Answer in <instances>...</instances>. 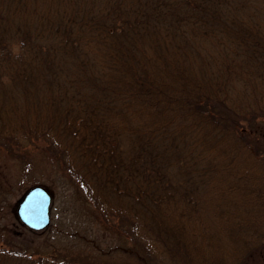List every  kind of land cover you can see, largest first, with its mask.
<instances>
[{
	"label": "trees",
	"instance_id": "trees-1",
	"mask_svg": "<svg viewBox=\"0 0 264 264\" xmlns=\"http://www.w3.org/2000/svg\"><path fill=\"white\" fill-rule=\"evenodd\" d=\"M0 146L105 231L0 264H264V0H0Z\"/></svg>",
	"mask_w": 264,
	"mask_h": 264
},
{
	"label": "rangeland",
	"instance_id": "rangeland-1",
	"mask_svg": "<svg viewBox=\"0 0 264 264\" xmlns=\"http://www.w3.org/2000/svg\"><path fill=\"white\" fill-rule=\"evenodd\" d=\"M34 155L35 162L28 163V167L22 159L10 156L0 146V239L11 241L14 237L50 248L68 245L79 248L86 240L103 239L105 231L90 216L89 202L82 196L81 199L74 187L61 179L59 173L63 170L50 168L47 173H38L36 163L44 162L45 153L36 151ZM35 185L46 187L52 195L51 223L43 230L28 227L17 213L19 202ZM76 231L85 235L83 242L80 235H75Z\"/></svg>",
	"mask_w": 264,
	"mask_h": 264
},
{
	"label": "water",
	"instance_id": "water-1",
	"mask_svg": "<svg viewBox=\"0 0 264 264\" xmlns=\"http://www.w3.org/2000/svg\"><path fill=\"white\" fill-rule=\"evenodd\" d=\"M52 195L42 186L31 187L19 202L17 213L21 221L34 230H42L51 222Z\"/></svg>",
	"mask_w": 264,
	"mask_h": 264
}]
</instances>
